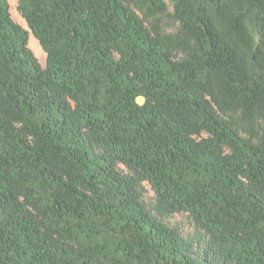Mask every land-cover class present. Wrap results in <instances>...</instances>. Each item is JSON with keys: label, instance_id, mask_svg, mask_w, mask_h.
Returning <instances> with one entry per match:
<instances>
[{"label": "trees", "instance_id": "trees-1", "mask_svg": "<svg viewBox=\"0 0 264 264\" xmlns=\"http://www.w3.org/2000/svg\"><path fill=\"white\" fill-rule=\"evenodd\" d=\"M17 10L27 29L0 0V264H264V0Z\"/></svg>", "mask_w": 264, "mask_h": 264}, {"label": "rangeland", "instance_id": "rangeland-1", "mask_svg": "<svg viewBox=\"0 0 264 264\" xmlns=\"http://www.w3.org/2000/svg\"><path fill=\"white\" fill-rule=\"evenodd\" d=\"M166 2L170 3V0H165ZM9 6H10V13L13 18V20L21 25L23 28L27 29L25 21L22 19L21 15L19 14L17 10L18 6V0H8ZM28 46L33 51L34 55L40 62L42 66L45 65L46 57L44 52L42 51L40 45L38 44L37 40L30 35L28 40ZM152 193L149 192L147 195L148 200H152ZM169 222L172 225H177L180 227L185 233H189L191 231V227L189 225L188 219L182 215H175L169 219Z\"/></svg>", "mask_w": 264, "mask_h": 264}, {"label": "clouds", "instance_id": "clouds-1", "mask_svg": "<svg viewBox=\"0 0 264 264\" xmlns=\"http://www.w3.org/2000/svg\"><path fill=\"white\" fill-rule=\"evenodd\" d=\"M40 63V62H39Z\"/></svg>", "mask_w": 264, "mask_h": 264}]
</instances>
